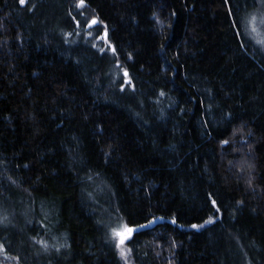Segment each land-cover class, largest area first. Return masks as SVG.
<instances>
[{
  "label": "trees",
  "instance_id": "1",
  "mask_svg": "<svg viewBox=\"0 0 264 264\" xmlns=\"http://www.w3.org/2000/svg\"><path fill=\"white\" fill-rule=\"evenodd\" d=\"M78 5L0 0V264H264V0Z\"/></svg>",
  "mask_w": 264,
  "mask_h": 264
},
{
  "label": "rangeland",
  "instance_id": "2",
  "mask_svg": "<svg viewBox=\"0 0 264 264\" xmlns=\"http://www.w3.org/2000/svg\"><path fill=\"white\" fill-rule=\"evenodd\" d=\"M93 20H96L95 18H90L89 20H85V27H84V39L88 40L92 43V45L95 48H98L101 51L107 52V53H113V48L111 44L108 41V36L104 35V32H107L103 26L97 23L93 25V27L87 29V26L92 23ZM246 31L247 35L251 36L255 42L261 46V48L264 51V28H263V21L261 14H258L257 16L252 15V17L248 18L247 23H246ZM116 67L119 68L120 73L122 74V82L123 86H128L130 85V79L128 76V73L126 70H124L120 63H116ZM115 236V235H114ZM116 239V245L118 248V251L120 253V256L123 258V260L127 261V251L125 247V243L123 244L119 243L118 238L115 236ZM123 249V252H122ZM127 263V262H126Z\"/></svg>",
  "mask_w": 264,
  "mask_h": 264
},
{
  "label": "snow or ice",
  "instance_id": "3",
  "mask_svg": "<svg viewBox=\"0 0 264 264\" xmlns=\"http://www.w3.org/2000/svg\"><path fill=\"white\" fill-rule=\"evenodd\" d=\"M21 4H25L26 0H20ZM85 3V0H79V5L78 6H83ZM95 23V21H93ZM223 143H228L227 141H223ZM213 204H215V201L213 200ZM211 222V221H208ZM150 223V222H149ZM138 227H144V225H140ZM196 227V225H194ZM136 230L134 227H129L127 224L121 225L119 228L113 229V234L118 238L119 243L123 244L125 240H127L133 232ZM123 252V249H122Z\"/></svg>",
  "mask_w": 264,
  "mask_h": 264
},
{
  "label": "water",
  "instance_id": "4",
  "mask_svg": "<svg viewBox=\"0 0 264 264\" xmlns=\"http://www.w3.org/2000/svg\"><path fill=\"white\" fill-rule=\"evenodd\" d=\"M93 21H95V23H93ZM93 21H92L91 24H89V25L87 26V29L93 27V25H95V24L97 23L96 20H93ZM104 34H106V32H104ZM162 222H163L162 219H157V220H154V221H152L151 223H149L147 226H144V227H142V228H140V229H151V228L155 227V226L158 225V224H162Z\"/></svg>",
  "mask_w": 264,
  "mask_h": 264
},
{
  "label": "bare ground",
  "instance_id": "5",
  "mask_svg": "<svg viewBox=\"0 0 264 264\" xmlns=\"http://www.w3.org/2000/svg\"><path fill=\"white\" fill-rule=\"evenodd\" d=\"M104 35H107V32H106V34H104ZM154 221V220H153ZM151 223V222H150ZM147 226V225H146ZM142 228V227H141ZM140 229V228H139Z\"/></svg>",
  "mask_w": 264,
  "mask_h": 264
}]
</instances>
